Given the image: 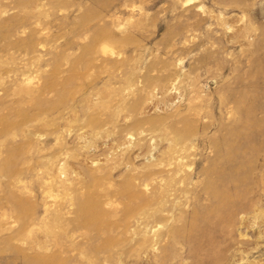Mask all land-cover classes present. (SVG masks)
Instances as JSON below:
<instances>
[{"label":"rangeland","instance_id":"1","mask_svg":"<svg viewBox=\"0 0 264 264\" xmlns=\"http://www.w3.org/2000/svg\"><path fill=\"white\" fill-rule=\"evenodd\" d=\"M0 264H264V0H0Z\"/></svg>","mask_w":264,"mask_h":264}]
</instances>
